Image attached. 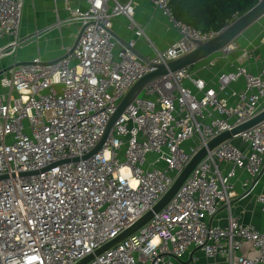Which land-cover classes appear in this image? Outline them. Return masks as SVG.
<instances>
[{
    "label": "built area",
    "instance_id": "built-area-1",
    "mask_svg": "<svg viewBox=\"0 0 264 264\" xmlns=\"http://www.w3.org/2000/svg\"><path fill=\"white\" fill-rule=\"evenodd\" d=\"M26 1L0 0V60L22 43ZM62 1L66 16L58 24L83 27L72 51L67 54L68 47L52 61L34 57L0 73V264L77 263L152 208L209 140L264 107L262 72L239 66L217 75L210 87L182 67L149 81L101 148L82 158L127 90L153 67L128 48L114 53L109 29L115 16H126L128 28L143 35L133 0H86L84 8ZM151 2L178 33L163 50L151 44L147 58L153 63L175 59L193 49L194 40L216 33L176 19L168 0ZM5 35L10 39L1 43ZM127 44L134 47L133 40ZM231 49L230 43L221 52ZM240 79L243 86L229 101L222 92ZM263 166L264 120L208 150L161 210L85 264H178L190 248L231 260L243 244L255 255L238 264H264V191L255 195L261 226L232 214L224 225L209 222L235 198L236 170H245L253 187ZM182 264H194V258Z\"/></svg>",
    "mask_w": 264,
    "mask_h": 264
},
{
    "label": "crops",
    "instance_id": "crops-1",
    "mask_svg": "<svg viewBox=\"0 0 264 264\" xmlns=\"http://www.w3.org/2000/svg\"><path fill=\"white\" fill-rule=\"evenodd\" d=\"M72 1L82 8L86 6V0ZM133 6V18L143 29V35L137 36L133 29L128 28L129 21L126 16H115L111 27L118 37V40H115V54L123 47L122 44L133 40L136 51L148 57L153 54L151 44L157 49L163 50L178 38L175 28L154 7L151 0H133ZM65 16L62 0L26 1L19 31L22 43L14 54L0 60V71L9 74V70L13 66L28 62L34 57L52 61L64 55L66 49L73 45L80 30V25L75 22L58 24V18L62 20ZM9 39L10 36L5 35L2 37L1 43H5ZM233 44L234 48L226 55L218 51L203 64H199V62L194 64L190 67L191 73L203 78L210 87H216L217 75L233 71L239 66H244L254 74L262 72L264 77V14L244 29L233 40ZM210 61H213V64L209 65ZM185 84L191 86L188 81H185ZM242 86L243 81L240 79L223 91L222 95L228 97L229 101H234L231 92L238 91ZM237 141H235L236 144L243 146L239 140ZM228 165L227 162H223L222 168L225 170ZM248 178L249 175L245 170L240 168L236 170V175L232 178L235 198L229 205H220L217 208L215 215L209 218L211 224L224 225L229 215L232 214L243 223L262 225L263 214L255 201V195L264 191V171L253 187ZM251 187V191L247 193ZM254 255V250L248 244H243L231 260L223 256H206L199 249L190 248L176 261L178 264H182L194 258V264H238L240 258H251Z\"/></svg>",
    "mask_w": 264,
    "mask_h": 264
},
{
    "label": "water",
    "instance_id": "water-1",
    "mask_svg": "<svg viewBox=\"0 0 264 264\" xmlns=\"http://www.w3.org/2000/svg\"><path fill=\"white\" fill-rule=\"evenodd\" d=\"M264 14V0H258L251 8L242 13L241 15L234 18L231 22L226 24L222 29L217 31L212 37L207 38L206 40H194V47L189 52L178 56L175 59L167 61L166 63H153L146 56L136 51L134 47H129L127 43L122 44L123 47L128 48L134 55H136L140 60L149 64V66L153 67V69L144 75H142L134 84L127 90L124 96L121 98L119 103L116 106L115 111L110 116L103 134L98 141L97 145L86 153L82 158H88L91 155L95 154L103 145L105 140L108 137V134L117 121L119 116L122 114L124 109L132 102V100L142 91L143 87L151 80L165 76L171 72H174L182 67H192L194 64L210 57L214 53L221 51L228 44H230L244 29H246L251 23L256 21L259 17ZM83 31V27L80 28L77 37L71 46L69 54L72 49L75 47L78 37ZM109 32L114 40H118V37L115 33L109 29ZM25 63V62H22ZM20 64V63H19ZM3 71H0L2 73ZM264 120V107L253 117L246 120L245 122L234 126L230 130L223 131L219 135L213 137L209 140L205 146L201 147L189 160V162L184 166L182 171L176 177L170 188L165 192V194L158 200V202L152 206L147 212H145L140 218H138L135 222H133L130 226L125 228L121 233H119L115 238L106 242L99 248L95 249L94 252L86 255L81 260H79L75 264H85L90 261L95 255H98L105 251L106 249L114 246L119 243L121 240L135 232L138 228L148 222L155 213L161 210L168 201L172 198V196L176 193L182 182L186 179L195 165L207 154L208 150H211L219 143L232 139L239 132L252 127L253 125ZM78 158L72 159V161H76ZM70 160H64V162H69ZM264 171V166L262 171L255 177V183L261 176Z\"/></svg>",
    "mask_w": 264,
    "mask_h": 264
},
{
    "label": "trees",
    "instance_id": "trees-1",
    "mask_svg": "<svg viewBox=\"0 0 264 264\" xmlns=\"http://www.w3.org/2000/svg\"><path fill=\"white\" fill-rule=\"evenodd\" d=\"M258 0H168L173 16L203 33L217 32Z\"/></svg>",
    "mask_w": 264,
    "mask_h": 264
},
{
    "label": "rangeland",
    "instance_id": "rangeland-1",
    "mask_svg": "<svg viewBox=\"0 0 264 264\" xmlns=\"http://www.w3.org/2000/svg\"><path fill=\"white\" fill-rule=\"evenodd\" d=\"M231 45H232V49H233V48H234L233 41L231 42ZM223 54L226 55V53H223ZM210 57H212V56H210ZM210 57H208V58H206V59L200 61L199 64H201V63L203 64V63L206 62V60H208ZM140 96H143V93H141ZM235 140H237V139H235Z\"/></svg>",
    "mask_w": 264,
    "mask_h": 264
}]
</instances>
